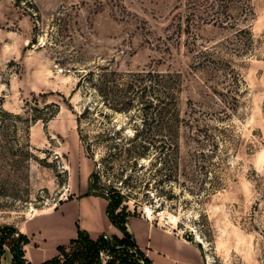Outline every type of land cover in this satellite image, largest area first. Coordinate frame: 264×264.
<instances>
[{"label":"rangeland","instance_id":"obj_1","mask_svg":"<svg viewBox=\"0 0 264 264\" xmlns=\"http://www.w3.org/2000/svg\"><path fill=\"white\" fill-rule=\"evenodd\" d=\"M249 4L244 23L251 27L253 42L242 55L227 42L235 30L202 24L190 15L188 0H22L20 6L0 0V106L21 116L7 120L9 136L2 144L10 156L4 158L0 147V233H13L37 209L87 192L94 161L79 138L77 118L96 98L78 87L83 72H179L183 115L194 106L196 117L220 128L215 132L222 186L203 202L185 192L180 203L178 198L158 212L140 206L138 214L150 210L190 237L207 264H264V0ZM222 43L224 60L240 72L245 90L237 105H222L224 112L210 109L217 96L209 87L229 102L227 85L199 68L210 64L205 58L214 59L202 56L209 51L206 46L221 51ZM51 102L60 104L53 119L27 121L31 108ZM116 120L121 124L126 117L116 115ZM187 134L182 138L185 161L199 148ZM127 205L126 211H133V202ZM9 244L14 251L15 239ZM74 250L69 247L66 261L60 257L64 264H81ZM102 252L103 264L114 261L115 255Z\"/></svg>","mask_w":264,"mask_h":264},{"label":"trees","instance_id":"obj_2","mask_svg":"<svg viewBox=\"0 0 264 264\" xmlns=\"http://www.w3.org/2000/svg\"><path fill=\"white\" fill-rule=\"evenodd\" d=\"M22 0H15L20 6ZM190 15L202 24L227 26L232 29L234 39L242 55L248 54L253 42V34L247 22L251 12L250 0H188ZM189 15V14H188ZM188 22L191 20L188 17ZM207 47L203 57L210 64H200L199 68L213 76L217 84L222 83L226 101L213 97L210 109H230L228 104L237 105L242 97L244 80L240 72L224 60L223 47ZM212 63V64H211ZM78 87L93 91L96 99L86 105L78 115L79 138L86 155L94 161V168L88 178L86 195L99 196L107 200L106 214L111 223L122 232V237L102 235L97 240L90 238L88 232L78 227V235L69 247H75L74 256H81V264H96L100 252L107 250L115 255L110 264H152V261L138 247L133 234L128 229L130 216H138L140 206H148L154 212L161 211L167 203H173L184 193L196 195L199 202L222 186L223 162L218 160V135L220 128L211 126L207 120L196 117L197 110L183 115L180 109V96L183 79L179 72L163 73L155 70L121 71L116 68H98L83 72L79 76ZM220 93V92H218ZM223 95L222 93H220ZM210 97V96H209ZM212 98V97H211ZM219 102H218V101ZM222 105L224 106L222 108ZM198 106H201L200 104ZM220 107V108H219ZM60 111L57 102L47 103L43 108H31L26 118L30 124L44 123L53 119ZM116 115H124L126 121L119 123ZM21 116L11 114L0 106V147L1 155L10 156L3 145L8 138L10 125L8 118ZM89 127H92L91 132ZM183 133H188L189 141L196 145L191 151L190 160L185 161L182 152ZM212 148H207L205 146ZM102 149L101 154L97 153ZM217 157V160L215 158ZM181 187L177 194L176 188ZM133 202V211L126 206ZM185 204L188 202L184 198ZM15 236V247L19 241L26 240L17 229L13 233H0V252L6 238ZM186 239L192 241L190 237ZM112 244L113 249H108ZM200 247V245H199ZM201 248V247H200ZM58 250L69 258L66 247ZM23 256V254H22ZM59 257L43 264H64ZM118 261V262H117ZM15 264H19L15 259ZM72 264L73 262L70 261ZM103 264V263H102Z\"/></svg>","mask_w":264,"mask_h":264},{"label":"crops","instance_id":"obj_3","mask_svg":"<svg viewBox=\"0 0 264 264\" xmlns=\"http://www.w3.org/2000/svg\"><path fill=\"white\" fill-rule=\"evenodd\" d=\"M107 200L94 195L77 196L66 202L37 209L17 223V231L26 237L22 241L23 258L29 264H43L61 257L59 246L69 249L78 235V227L93 240L102 235L122 237L106 214ZM128 229L141 251L152 264H207L202 250L194 241L186 239L173 225L155 218L152 212L130 216ZM5 239L0 252V264H15L14 251Z\"/></svg>","mask_w":264,"mask_h":264},{"label":"water","instance_id":"obj_4","mask_svg":"<svg viewBox=\"0 0 264 264\" xmlns=\"http://www.w3.org/2000/svg\"><path fill=\"white\" fill-rule=\"evenodd\" d=\"M114 246L112 244H109L108 245V249H113ZM14 257L16 259V261L19 263V264H29L26 262V260L23 258L22 256V245H21V241H19L16 245V249H15V252H14ZM103 263V260L102 258H100V260L96 263V264H102Z\"/></svg>","mask_w":264,"mask_h":264},{"label":"built area","instance_id":"obj_5","mask_svg":"<svg viewBox=\"0 0 264 264\" xmlns=\"http://www.w3.org/2000/svg\"><path fill=\"white\" fill-rule=\"evenodd\" d=\"M104 253L103 252H100V256H101V258H102V255H103ZM102 260H103V258H102Z\"/></svg>","mask_w":264,"mask_h":264}]
</instances>
